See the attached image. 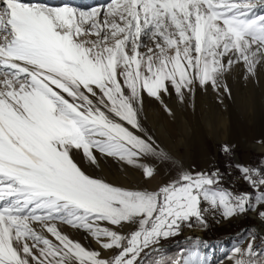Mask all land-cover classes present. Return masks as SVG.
Segmentation results:
<instances>
[{"label":"snow or ice","instance_id":"1","mask_svg":"<svg viewBox=\"0 0 264 264\" xmlns=\"http://www.w3.org/2000/svg\"><path fill=\"white\" fill-rule=\"evenodd\" d=\"M201 3L207 13L201 11ZM163 16L171 18L180 42L187 45L185 59L179 61L180 70L166 77L180 102L182 91L192 83L187 71L201 66L202 58L203 75L198 82L201 86L211 82L220 99L219 88L209 74L218 70L219 61L213 59L209 68L207 56L223 58L235 50L239 57L236 62L245 63V70L250 72L247 64L252 62L251 57L264 48V0H104L89 9L44 0H0V264H143L142 253L159 251L152 246L179 234L160 231L166 222L161 215L198 209L197 190L211 183L201 173L181 174L156 192L129 190L88 175L72 156V150L78 149L94 160L95 148L130 166H136L141 155L166 157L155 138L138 123L119 81H115V91L107 87L115 80L118 56L139 67L141 21L144 26L152 24L153 37H163L169 46L177 44L159 31ZM109 20L114 23L108 24ZM105 27L121 34L115 50L105 49L110 53L108 60L94 58L89 41L82 39L100 36ZM129 42L136 49L131 58ZM185 63L188 69L183 67ZM70 84L77 89L83 85L89 92L93 91L90 84L99 88L112 105L115 119L99 109L94 112L89 107L81 112L80 106L69 104L56 89L76 98L78 93ZM126 87L135 95L134 82ZM144 90L157 96L161 90L167 93L168 85L161 77L146 81ZM223 91L231 95L226 84ZM165 111L172 115L166 105ZM145 174L148 178L147 167ZM201 195L209 198L207 191ZM158 199L162 200L161 212L155 216L156 223L149 225ZM29 209L49 214L63 211L70 216L90 212L112 225L127 224L134 215L145 219L140 222L142 231L131 237L103 229L108 241L99 240L100 247L116 252L105 257L50 226L47 231L55 242L35 234L28 216L20 215ZM259 215L264 219V211ZM42 218L35 216L33 220L39 223ZM91 234L98 239L95 232ZM229 259L233 264H264V250H254L250 243L243 250L236 248ZM172 264L179 261L172 260Z\"/></svg>","mask_w":264,"mask_h":264},{"label":"bare ground","instance_id":"2","mask_svg":"<svg viewBox=\"0 0 264 264\" xmlns=\"http://www.w3.org/2000/svg\"><path fill=\"white\" fill-rule=\"evenodd\" d=\"M56 1L58 0H44V2L46 3L53 4L56 3ZM65 1H67L68 3H73L74 7L79 9H89L97 4L104 2V0ZM200 9L203 13L208 12V9L203 3L200 4ZM217 11H219V9H217ZM176 15L183 19L180 13H176ZM164 18L167 20L166 22L169 23L170 30L173 32V34L175 33V38L177 37L178 39H181L179 30L174 26L171 18L169 16H164ZM187 27V24H185L184 31H187ZM142 37H145V31L143 28L141 34L139 35V40ZM88 47L92 48V56L94 58L101 57L98 46L89 45ZM234 53L235 52L230 53L228 54V56L223 58H220L219 55H217L216 57H212L210 55L207 56L209 68H211L212 66L213 59L219 61V64L217 65L218 70L215 72L210 71L209 74L214 77L215 84L219 88L220 99H218V93L213 91L211 82H208L204 86H201L198 82V79L203 75V63L201 64V67L197 69L196 67L188 69V65L186 63L183 65L185 69H188L187 75L192 80V83L190 84L192 88L189 89V93L191 92V96L187 93L188 90H184L183 94H185L184 96L188 97V99L196 101L197 93L203 91V94L201 95L203 106H200L199 108L191 106V108L188 109L184 106L185 104H183V102H180V100L177 99L178 97L176 98L177 100L172 101L164 94H161L158 99H152L148 97V93L146 94L143 92V89H140V87L144 86V83L146 81H152L161 77L165 78V82L167 83V85L172 86L171 81L167 80L166 77L168 76V74L175 76L176 73L180 70L179 61H183L185 59H182V56H179L178 54L177 55L179 56V58L178 60L176 59V67L172 65L174 62L171 64V61L169 59L167 63H165L166 65L163 68L158 67L159 70L163 72L166 71L164 73H166L167 75L163 74V76H157L155 73L156 69L150 68L149 66H147V63L144 62L142 65H140L139 73L133 72V74L131 72L132 75H130L129 71H133L134 67L130 70V67L128 68L125 63H122V65L116 64L115 80L110 82L107 87L115 91V81H119L120 87L124 89V95L127 97V102L130 103L132 108L135 110L138 123L142 125L139 118H144V121H141L142 123H145L142 128L147 130L146 125H149L153 128V130L155 129V134L158 135L161 143H166L169 147L174 148L181 144L180 142L186 143L188 141L187 139L189 138V135L192 134L193 137L191 141H194L192 143L196 145L199 154L194 167H202L208 162L210 155L209 149L206 146L210 144V142H212L214 139H226L230 143L234 144L243 142L246 147L249 146L257 152H264V119L257 121L255 120V122L253 123L247 122L246 124H242L235 116L236 114L233 110L234 106L232 107L228 104V98L223 92L225 84L227 86L234 87V99L239 103L245 102L243 103V106L248 109L246 112V117L249 121L254 114L253 113L251 115L249 113H252L253 99L255 97L254 88L256 86L260 87L261 92L259 94L261 100L263 101L262 103L264 104V68H261L258 65L257 67L252 68L253 70H251L250 72L246 71L245 68H239V65L234 63L236 59V54ZM195 55L196 54L194 52L193 56ZM162 61L165 62V60ZM131 65L133 66V64ZM196 71H198V73ZM195 72L197 73V76L194 74ZM245 77L247 78L245 79ZM130 82H134L136 85V98L135 95H133L132 92L126 87V85ZM81 88H83L84 91L86 90V93H84L85 97L88 98L87 103H89V106L93 107L94 111L99 109L100 111L104 112V114L107 115L110 119H115L113 113L110 111L112 105L108 102L104 93L99 88H94L92 92H89L87 89H85L83 85ZM73 89L74 91H77L78 95L80 94V88L77 89L76 87H74ZM141 96H143V99H141ZM214 100L217 101L215 105H213ZM165 105L171 109L172 115L170 116L173 117V121L168 119V114L166 113L164 108ZM207 134H211V136L213 137L206 138L205 135ZM176 136H178L177 140ZM96 139L99 141H103V137H98ZM93 151L95 152L94 160L92 159L91 155L87 153H81V151L78 149L72 150V156L85 173L106 181L108 184L114 185L119 188L145 191L144 189H146V183L144 182V176L146 167L153 174L149 183L147 182V184L151 186L154 184L153 182L166 181L170 177L174 176L175 173H177V162L175 157H161L155 154L141 155L135 161L136 166H130L123 160H118L114 157L101 154V152L96 151L95 148H93ZM186 168H188V166ZM211 208L210 216L213 220L221 222L226 219L227 210L224 204L215 202L214 204L212 203ZM42 216L43 218L39 223L32 222L29 219L27 221L31 230L35 234L39 235L40 237L52 240L53 234L47 231V227L50 226L55 229L66 227L69 230L68 232L71 233V237L73 236L72 238L70 237L71 239L77 240L87 248L95 250L101 248L98 241L104 240L106 242L108 237L106 236L104 238L93 239V236L91 234L92 232H95L97 234V237H99L101 234H105L103 229H110L113 232L119 231V233L122 235V233L124 234L128 227H130L132 224L137 223L135 220H133L134 216H131L127 224L122 222L117 227H114L112 226V224L108 223L107 219L101 216L104 218L103 220H101V222L103 223L96 226L90 224L91 221H86V218L94 216L90 212H79L71 216L63 211L54 214H49L46 212ZM85 225H87V227H85ZM77 227L88 229L86 230L88 234L86 239H83L84 235L78 233L79 231L76 230ZM63 231L65 232V229ZM193 231L196 232L198 236L201 235L200 230L194 228ZM262 233L264 234V229L262 230ZM101 250L102 255H107V253H109L103 248H101ZM224 252L228 253L229 251L228 246L222 242H213L207 244L204 243L198 251L199 263L209 261L215 262L216 260H219ZM222 264H233V260L228 258L224 262H222Z\"/></svg>","mask_w":264,"mask_h":264},{"label":"rangeland","instance_id":"3","mask_svg":"<svg viewBox=\"0 0 264 264\" xmlns=\"http://www.w3.org/2000/svg\"><path fill=\"white\" fill-rule=\"evenodd\" d=\"M64 3L74 6L73 3H68L65 0H58L54 4ZM166 21L167 20L163 16V26L159 29V31L162 32L164 36L170 37L174 40H178L175 46H169L168 44H165L163 37L161 36L153 37L154 28L152 24L144 26V21H141V24L143 23V26H141L145 31V37H142L137 41V43L140 45V49L138 50L140 55L139 67L137 68L135 65L132 66L131 63H125L122 55L117 57L116 64L122 65V63H125L128 68L130 67V70L134 67L133 71H129L130 75H132L131 72L139 73L140 65H142L144 62L147 63V66H149L150 68L156 69L155 73L157 76H163V74L167 75L166 73H164L166 71L163 72L159 70L158 67L163 68L166 65L165 63H167L168 59L171 61V64L174 62L172 65L176 67L179 56H182V59L185 58V48L187 47V45L184 43L181 44V39H178L177 37L175 38V33L173 34V32L170 30L169 23ZM112 23H114L113 20L108 21V24ZM103 30L101 31L100 36H84L82 39L89 41V45L91 46H98L101 57L104 59L106 58L105 60H108L110 57V53L106 52L105 49L115 50L117 48V41L121 40V35L116 32V29L113 28L106 27ZM130 44L131 42H129L128 45V53L129 57L131 58L135 55L136 49L132 48ZM233 52H235V50H233ZM191 55H194V52L191 53ZM235 58L236 59L234 63L238 64L239 68L246 67L245 63L236 62L239 59L238 55H236ZM162 60H165V62ZM251 60L252 62L247 64V67L251 70H253L252 68L257 67L258 65L261 68H264V48H261L260 52L256 56L251 57ZM195 64L196 61L194 60V65ZM199 67H196V69ZM196 72L198 73V71ZM196 72L194 74L197 76ZM49 74L51 75V73ZM57 78L59 79V77ZM65 82L67 83V81ZM89 86L92 89L96 88L95 85L90 84ZM190 86L191 85H189L187 89L188 91H186L191 96V92L189 93V89L192 88V86ZM69 87L74 88L75 86L70 84ZM81 87L82 85L79 87L80 94H77L76 98L60 91V89H56V91L60 92V95L63 96L64 100L68 101L69 104L80 106L81 112H85L89 107H91V109L94 111L93 107L89 106V103H87V101L84 99L86 90L84 91ZM227 87L230 89L231 95L229 96L225 94V96L228 98V104L232 107L234 106L233 110L239 122H241L242 124H246L247 122L253 123L255 122V120L257 121L264 119V104L262 103L263 101L261 100L259 94L261 92L260 87L256 86L254 88L255 97L253 99V108L252 113H249L251 115L253 113L254 114L249 121L246 117V112L248 109L243 106V103L245 102H236L233 96L234 87ZM140 89H143V92L147 94V92L144 90V86L140 87ZM183 93L184 90L182 92V95L184 97L183 104H185L184 106L188 109L191 108V106L198 108L200 106H203V100L201 99L203 91L197 93L196 101L188 99V97H185V94ZM161 94H164L172 101L178 99L177 93L172 88V86L169 85L167 93L161 90L157 96H153L150 94L147 95L152 99H158ZM136 95L137 91L135 94V98ZM141 99H143V96H141ZM216 102L217 101L214 100L213 105H215ZM167 117H169V120L173 121L172 116L168 115ZM139 119L140 123L142 124L141 126H143L145 123H142L141 121H144V118L140 117ZM146 129V132L148 133L150 131V135L155 138V141L158 142L159 147L163 149L167 154L166 157L176 158L177 173H175L174 176L170 177L166 181L153 182L154 184L151 186L147 184V182L149 183L150 179L153 176L152 172L149 170L148 178H146V174L144 176V182L146 183V189H144L145 191L156 192L162 185H166L173 180H178L181 174L187 173H201L203 178H207L211 181V183H206L202 188L197 190V195H200V203L198 209H193L192 211L181 210L179 215L173 213L167 217L161 215V219H164L166 222L160 227V231H178L179 234L171 235L168 239H160V243L158 246H152L153 248L159 247V251L154 250L150 255H144L142 253L143 264H156L157 260H160L161 264H172V260H178L179 264H222V262H224L234 254L233 252L236 248H240L241 250H243L247 248L250 243L253 244L254 250H264V234L262 233V230L264 229V219H262L259 215L261 211H264V184L260 183L261 180H264V152H257L249 146L246 147L243 142L234 144L230 143L226 139H214L212 142H210V144L206 146L209 149L210 155L208 162L202 167H194L199 154L196 145L192 143L194 141H191L193 137L192 134L189 135V138L187 139L188 141L186 143L180 142L181 144L173 148L169 147L166 143H161L158 135L155 134V129L153 130V128L149 125H146ZM205 137L212 138L213 136H211V134H207L205 135ZM177 139L178 136H176V140ZM225 146H227V150H225ZM176 154L178 155V157ZM187 166L188 168H186ZM244 169H247V171H244ZM254 169L256 170L255 172L253 171ZM204 191H207V193L209 194L208 199H205L203 195H201V193H203ZM215 202H220V204H224V206H226L227 217L221 222L213 220L210 216V210L212 209L211 205ZM155 207L156 213H154L152 219L148 220L149 225H154L156 223L155 216L156 214H159L161 212L162 200L158 199ZM44 213L46 212H43V214L42 212H31L29 209L28 211H26L25 213H21L20 215H26L28 216L29 220L34 222L33 217L44 215ZM103 219L104 218L101 216H92L90 218H86V221H91L90 224L97 226L103 223L101 222V220ZM144 219V216L134 215L133 220H135L137 223L132 224L130 227H128L124 234L122 233V236L131 237L133 233L142 231L140 222ZM121 223L112 226L117 227ZM194 228L201 231L200 236H198V234L193 231ZM64 229L65 232L63 231ZM56 230H58L59 233L66 235L67 237H71V233L68 232L69 230L66 227L56 228ZM76 230H78V233H80L81 235H84L83 239H86V237L88 236L86 230L88 229L77 227ZM223 236L224 238L222 239L221 237ZM104 237H106V235L101 234L98 238ZM153 239H155V237H153ZM52 240L53 242H55L54 236ZM107 241L108 239L106 240V242ZM140 241L142 245L143 236L140 237ZM213 242H222L226 244L228 246L229 252H224L219 260H216L215 262L209 261L199 263V249L204 243L207 244ZM121 243L122 245L127 246L126 241L122 240ZM96 250L102 252L101 248H98ZM107 251L109 253H107V255L103 254V256L112 257L116 255V252L111 249ZM137 264H140V262L138 261Z\"/></svg>","mask_w":264,"mask_h":264},{"label":"trees","instance_id":"4","mask_svg":"<svg viewBox=\"0 0 264 264\" xmlns=\"http://www.w3.org/2000/svg\"><path fill=\"white\" fill-rule=\"evenodd\" d=\"M222 239L224 238V236L223 237H221Z\"/></svg>","mask_w":264,"mask_h":264}]
</instances>
